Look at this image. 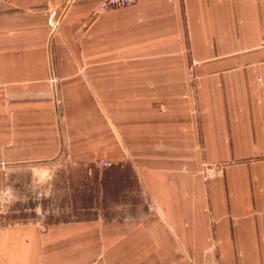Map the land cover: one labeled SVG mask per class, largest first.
Returning <instances> with one entry per match:
<instances>
[{
  "label": "crops",
  "instance_id": "1",
  "mask_svg": "<svg viewBox=\"0 0 264 264\" xmlns=\"http://www.w3.org/2000/svg\"><path fill=\"white\" fill-rule=\"evenodd\" d=\"M46 1L0 0V141L13 146L41 142L43 151L50 143L52 150L45 153H56L58 141L68 136L57 123L54 95L59 89L69 119L78 99H90L95 108L94 86L99 79H133L121 84L125 88L122 94L118 91V104L111 102L110 92L103 99L117 106L118 118L112 123L117 138L110 128L87 137L79 133L74 147L79 142L83 146L73 155L91 159L101 150L109 159L132 163L163 214L133 223H107L100 233L88 229L87 221L42 230L31 225L0 229V264H78L79 255L89 252L90 259L82 264L93 262L94 253L102 257L99 264H189L178 262L175 255L199 260L209 249L203 209L207 182L220 219L222 253L228 256L223 264H264V0H186L188 37L182 0H137L108 14L124 26L118 34L119 65H111L108 55L101 56L83 78L77 67L85 59L77 55L72 30L76 21L97 11L98 4L72 7L63 36L55 39L49 35L45 14L38 10ZM100 31L102 47L109 46V29ZM58 41L59 52L64 41L75 53L54 54ZM188 46L193 55L187 53ZM105 53L108 50L101 54ZM191 59L201 65L197 74L203 150L199 126L197 132L184 131L190 120L181 94ZM53 77L58 81L51 82ZM143 78L149 83L146 94L136 82ZM104 107L109 112L111 107ZM25 156L29 155H15ZM205 157L209 162L255 161L212 173L202 165ZM230 217L241 218V224L231 227ZM97 239L100 247L95 250ZM238 254L246 261L238 262Z\"/></svg>",
  "mask_w": 264,
  "mask_h": 264
},
{
  "label": "rangeland",
  "instance_id": "2",
  "mask_svg": "<svg viewBox=\"0 0 264 264\" xmlns=\"http://www.w3.org/2000/svg\"><path fill=\"white\" fill-rule=\"evenodd\" d=\"M87 3H97V11L95 10L88 16L76 21L72 30L79 45L80 52L77 55L85 59L84 63L77 67V74L82 78L86 76L87 69H93L98 65L96 60L102 58L101 56L108 55L111 65H119L120 54L118 51L120 44L118 34L124 26L118 23L116 16L108 18V14L121 10V8L103 9L98 0H47L46 4L40 6V8L37 7L47 18L49 35L56 39L63 36V26L66 23L70 9ZM181 12L184 30L188 37L186 0H182ZM103 28L110 31L109 46L106 44L105 47H102L100 36V30ZM62 42L60 52L59 41L56 43L57 49L55 46L54 54H62V51L69 55L75 53L74 48L67 46L64 41ZM261 46L264 47V42ZM103 50H108L109 54H101ZM187 53L193 55L191 46L187 47ZM200 66L199 62L192 59L187 65L181 98L186 104L185 110L190 120L189 128L184 129V131L197 132L198 125L200 130L199 144L203 150L205 148L202 130L204 112L201 109L199 97L201 78L197 74ZM56 80L58 81L55 77L51 78V82L55 83ZM260 80L261 77L259 76L258 81L261 82ZM84 81L87 82L86 79ZM98 81L100 82H96L94 86L93 105L95 108L90 106L92 103L90 99L87 101L78 99V105H71L73 110H71L72 113L69 112L71 114L69 119L65 117L62 107L63 96L60 93L59 83L57 84L59 92L54 95L56 103L59 105V121L57 123L60 124L63 130H68V136L65 137L64 135L65 138L63 137L58 141L56 153L50 152L51 156L45 153V151L52 150L50 148L52 144L50 143H48L50 149L46 148L43 151L41 142H15L13 146L11 143L0 141V153L2 154L0 157V229L31 225L42 230L58 223H86L85 221H87L89 224L88 229L100 233L101 227L107 223H133L146 217L163 214L157 202L141 183L132 163L109 159L101 150L94 153V158L91 159H81L73 155L78 154L77 151L81 149L83 144L79 142L78 148L76 149L77 146L74 147L76 145L73 142L75 137L80 138L81 134L86 137L88 134V136L97 135L101 134L100 130L103 128H110V131L115 133H113V137L117 138L118 131H116L115 125H112L118 118L117 106L114 104H118L116 99L118 91L121 94L124 91L125 87L121 84L123 82L133 83V79L111 78L109 80L99 79ZM101 81L108 82V85ZM137 81L143 87L142 93L146 94L147 92L144 89L149 85L147 79H136ZM172 81L168 79V83ZM155 84L156 82L153 86ZM157 84L159 85L160 82H157ZM90 86L92 87V84ZM109 92L111 102L114 103H110V105L106 104L105 100L103 101ZM102 105L111 107L109 112L104 107L108 114L103 110ZM69 131L75 132V135L70 136ZM11 146L14 148L7 151ZM21 153L29 156L20 159L15 157L16 154L22 156ZM39 155H47L48 157H38ZM201 160L203 167L210 169L212 173L218 168H231L236 163H241V161H246V163L255 161L249 159L209 162L206 157ZM120 164L122 166H119ZM208 189L209 184L207 182L206 204L203 209L209 225L206 237L207 247H209L208 252L201 256L199 260L193 259L188 254H176L175 257L179 260L178 262L197 264L200 261L199 264H223L228 257L222 253L224 241L219 235L220 219L216 218L214 204ZM227 216L229 217V215ZM230 218L231 227H238L241 224L239 221L241 218ZM200 231L196 234L199 235ZM196 241L199 242V239H196ZM242 241L243 245L246 246V240L243 239ZM99 247L100 239H97L94 241V248L96 250ZM89 255L90 252L79 255L78 264L86 262L87 259L89 260ZM92 257L93 262L91 263H101L100 259L102 257L100 254L94 253ZM237 258L240 263L246 261L243 260L245 256L242 254H238Z\"/></svg>",
  "mask_w": 264,
  "mask_h": 264
},
{
  "label": "built area",
  "instance_id": "3",
  "mask_svg": "<svg viewBox=\"0 0 264 264\" xmlns=\"http://www.w3.org/2000/svg\"><path fill=\"white\" fill-rule=\"evenodd\" d=\"M137 0H98L103 9L122 8L135 3Z\"/></svg>",
  "mask_w": 264,
  "mask_h": 264
}]
</instances>
